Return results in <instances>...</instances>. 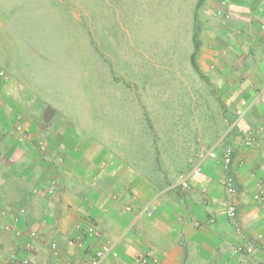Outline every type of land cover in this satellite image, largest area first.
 <instances>
[{
    "label": "crops",
    "instance_id": "0c3cea01",
    "mask_svg": "<svg viewBox=\"0 0 264 264\" xmlns=\"http://www.w3.org/2000/svg\"><path fill=\"white\" fill-rule=\"evenodd\" d=\"M150 1L102 2L129 6L141 21ZM154 3L153 34L139 28L133 42L121 7L108 18L114 27H103L108 44L89 29L87 67L67 58L64 70L86 78L88 93L77 98L88 116L60 105L77 94L17 76L0 40V264L13 251L32 264L81 263L104 245L112 252L102 264H142L146 255L147 264H264V102L236 113L243 100L264 95V0ZM8 29L0 19V35ZM227 147L229 168L221 159ZM211 150L219 158L204 162L190 189L177 187L190 158ZM227 176L238 192L234 220L225 214ZM21 206L16 226L25 235L17 240L4 226ZM88 227L100 236H88ZM29 231L39 234L34 252Z\"/></svg>",
    "mask_w": 264,
    "mask_h": 264
},
{
    "label": "rangeland",
    "instance_id": "374dc122",
    "mask_svg": "<svg viewBox=\"0 0 264 264\" xmlns=\"http://www.w3.org/2000/svg\"><path fill=\"white\" fill-rule=\"evenodd\" d=\"M102 1L0 0V19H3L5 24L9 26V31L3 32L0 35V40L4 42L9 52H12V59H9L12 66L11 70L21 78L26 73L27 76L30 75L35 78L37 83H45L49 87L57 84L63 97L71 99L77 94L74 97L75 102L60 101V105H66L68 113L72 116H76L77 113L88 116V113H90L87 102L77 98L81 95H87L88 84L84 77L75 80V72L72 66L69 70H64L63 67L67 65V58H70L77 69L87 67L89 29L95 28L96 35L101 37L100 45L108 44L107 37L102 33L103 27L104 25L114 27L115 22H107L108 18L114 15L115 9L119 14L121 7L123 8L122 13L127 17V23L131 26L129 32L132 35L133 42L139 28H142L145 34L151 32L153 34L154 20H157L156 24L160 23L157 18L158 6L155 5L154 0L146 5L141 21L140 12L130 9L129 6L124 4L121 7L116 4L104 5ZM137 8L140 9V7ZM88 11H90L92 22L88 17ZM143 32L141 31V34ZM96 46H99V42H96ZM77 51H79V54L75 57L73 54ZM45 56L52 64L46 61ZM36 58L37 60L40 58V60L36 61ZM96 62L98 65V56ZM33 64L37 66L38 73L36 75L34 74ZM26 67H29V70ZM40 69H42L43 74H41ZM98 109L99 107H96V111ZM79 120H82L85 124L88 121L84 117ZM94 121L96 126H103L105 122L103 119H94Z\"/></svg>",
    "mask_w": 264,
    "mask_h": 264
},
{
    "label": "built area",
    "instance_id": "2783aa9c",
    "mask_svg": "<svg viewBox=\"0 0 264 264\" xmlns=\"http://www.w3.org/2000/svg\"><path fill=\"white\" fill-rule=\"evenodd\" d=\"M256 102H264V95L262 93H259L256 99L252 101L248 100H243L241 102V107L240 109L237 110V115L239 117L244 116L245 112L249 109H251ZM246 138L244 140V143L246 146H251L254 142V138H252L251 133L247 134L246 132L244 133ZM42 150H45L43 147ZM233 155H234V149L232 147H227L224 149L223 154H222V162L226 168H229L230 165L232 164L233 161ZM219 158V155L216 151L211 150L207 151L206 153L199 152L195 153L189 160L190 167L191 169L186 172V173H181L178 177L177 181V187L181 188L182 190H188L191 187L190 181L192 178H199L203 175L204 172V162L208 159H213L216 160ZM225 190H226V195L229 201L227 202L226 205V211L225 214L227 217L231 220H234L237 217V208H236V203L234 201V198L237 195V188L235 185L234 178L232 176H227L225 179ZM55 192L54 188L51 186L49 187L45 193L47 195H53ZM258 201H263V198H258ZM129 210V208L127 209ZM25 207L21 206L19 209L12 215V224H7L4 226V230L7 232H14V237L15 239H20L22 238L25 233L23 230L17 228V223L20 221L21 217L25 214ZM6 213L3 212V215ZM86 234L88 236L92 237H99L98 231L93 228V227H88L85 230ZM237 233L241 234V230H237ZM27 234L28 239L31 241V243L28 245L29 246V251L34 252L36 251V241L39 238V234L36 231H29ZM242 236V235H241ZM248 242V241H247ZM69 244L72 245H78L79 247H83L85 245V242H82L80 240H70ZM52 248L55 249L56 245H52ZM247 254L252 255L254 252V247L253 245H246L245 246ZM112 249L109 245H104L100 247L94 254V256L90 257L87 260L82 261L81 263H75V264H102L104 260L111 254ZM148 255L144 256L141 259L142 264H147L148 262ZM8 264H32L31 258H25L22 257L20 254L17 252H12L8 258L7 261Z\"/></svg>",
    "mask_w": 264,
    "mask_h": 264
},
{
    "label": "bare ground",
    "instance_id": "6f19581e",
    "mask_svg": "<svg viewBox=\"0 0 264 264\" xmlns=\"http://www.w3.org/2000/svg\"><path fill=\"white\" fill-rule=\"evenodd\" d=\"M107 8V7H106ZM130 38V37H129ZM128 39V38H127ZM131 45V44H130ZM134 48V47H133ZM139 53V52H138Z\"/></svg>",
    "mask_w": 264,
    "mask_h": 264
}]
</instances>
